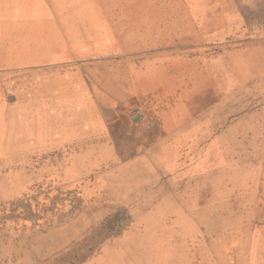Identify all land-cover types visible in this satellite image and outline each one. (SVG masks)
<instances>
[{
    "label": "rangeland",
    "instance_id": "374dc122",
    "mask_svg": "<svg viewBox=\"0 0 264 264\" xmlns=\"http://www.w3.org/2000/svg\"><path fill=\"white\" fill-rule=\"evenodd\" d=\"M4 2L0 264H264V0Z\"/></svg>",
    "mask_w": 264,
    "mask_h": 264
},
{
    "label": "crops",
    "instance_id": "0c3cea01",
    "mask_svg": "<svg viewBox=\"0 0 264 264\" xmlns=\"http://www.w3.org/2000/svg\"><path fill=\"white\" fill-rule=\"evenodd\" d=\"M4 8H5V2L4 0H0V52H3V53H8L7 51L10 49L12 50L11 48H6L5 47V43L8 42V43H12L14 42L13 40V37H14V34H16L18 36L17 33H15V29H13L12 27V23L6 21L8 20L9 18H6L5 17V14H4ZM67 27V26H66ZM46 37V36H45ZM13 40V41H12ZM42 40H45L44 39H39L38 41H42ZM38 42L36 43V39L34 40V47H33V51L35 52L36 49L39 48V50L43 49L44 51H46V48H47V45L45 44V46H38ZM42 44V43H41ZM14 44L12 43V46ZM13 51V50H12ZM15 53V51H13ZM46 53V52H45ZM0 60H3V61H8V56L7 55H3V54H0ZM18 55L19 54H14L15 58L17 59L18 58ZM6 56V57H5ZM37 56H35L34 58H36ZM3 67H6L8 68V70L10 68H16L15 70H12V71H8L5 73V72H2L4 73V78H8V77H11L13 75L12 78L13 81L17 84L20 85L21 82H19L20 78L22 75H20V67H22L21 65H11V64H4L2 65ZM36 66V65H34ZM6 71V70H5ZM18 71V72H17ZM32 79L34 80V75H32ZM32 82V81H31ZM19 87V86H18ZM20 90V88L18 89ZM140 116H137L136 119H138Z\"/></svg>",
    "mask_w": 264,
    "mask_h": 264
},
{
    "label": "bare ground",
    "instance_id": "6f19581e",
    "mask_svg": "<svg viewBox=\"0 0 264 264\" xmlns=\"http://www.w3.org/2000/svg\"><path fill=\"white\" fill-rule=\"evenodd\" d=\"M55 72V71H54ZM51 100V99H50Z\"/></svg>",
    "mask_w": 264,
    "mask_h": 264
}]
</instances>
